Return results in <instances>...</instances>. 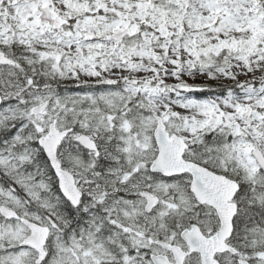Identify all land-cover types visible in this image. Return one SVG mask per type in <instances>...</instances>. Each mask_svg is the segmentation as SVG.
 Masks as SVG:
<instances>
[{"label": "snow or ice", "instance_id": "obj_1", "mask_svg": "<svg viewBox=\"0 0 264 264\" xmlns=\"http://www.w3.org/2000/svg\"><path fill=\"white\" fill-rule=\"evenodd\" d=\"M0 264H264V0H0Z\"/></svg>", "mask_w": 264, "mask_h": 264}]
</instances>
